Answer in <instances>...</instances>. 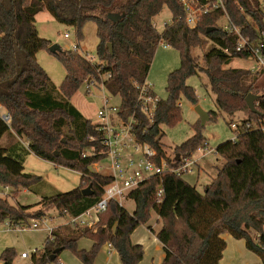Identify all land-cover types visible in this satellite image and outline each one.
I'll list each match as a JSON object with an SVG mask.
<instances>
[{
	"label": "trees",
	"instance_id": "16d2710c",
	"mask_svg": "<svg viewBox=\"0 0 264 264\" xmlns=\"http://www.w3.org/2000/svg\"><path fill=\"white\" fill-rule=\"evenodd\" d=\"M224 3L242 35L254 45L264 46L261 0ZM165 6L172 21L158 31L154 18ZM44 10L58 23L74 28L79 40L87 23L97 25V59L101 65L91 64L78 51L61 50L54 54L66 71L59 89L37 61V54L51 47L36 26V16ZM109 14L122 18L114 23ZM223 17L222 11H215L189 28L180 0H0V142L5 135L12 137L10 146H0V185L18 195L42 183L41 177L24 172L29 154L81 175L77 189L44 198L34 206H14L6 198L0 199V225L29 226L45 219L52 209L61 218H77L104 197L105 188L114 179L92 169L107 158L101 133L72 103L86 82H104L108 94L120 99L121 116L136 117V141L155 150L157 165L164 160L170 168L179 167L205 144L200 121L195 135L176 147L173 159L166 155L161 142L163 127L182 121V100L194 105L198 102L195 90L187 84L191 77L203 74L207 78L205 87L215 96L217 108L209 113L210 119L225 114L232 126L237 114L244 115L235 139L215 150L224 164L203 193L183 176L166 170L129 194L128 200L135 204L133 212L111 201L93 228H55L44 249L32 255L33 264H56L66 250L82 264H95L100 249L107 244L117 252L121 264H141L145 249L133 243L132 235L149 224L153 212L161 228L149 229L165 252L161 264H221L227 248L222 236L226 233L245 241L247 250L264 264V69L232 67L234 60L251 57L248 51H236L238 38L220 24ZM209 28L216 29L208 33ZM208 43L210 48L202 58L192 56V50H204ZM161 44L176 49L182 62L169 74L167 99L157 104L153 124L149 125L140 110V87ZM249 94L259 97V114L248 108ZM2 110L10 116V123L3 120ZM89 186L92 195L83 196L82 190ZM160 189L162 197L158 195ZM36 207L40 209L33 211ZM68 226L71 230L63 228ZM81 239L91 240L92 248L80 249ZM57 250L61 252L52 260ZM15 255L14 249L8 248L0 262L13 264Z\"/></svg>",
	"mask_w": 264,
	"mask_h": 264
},
{
	"label": "rangeland",
	"instance_id": "374dc122",
	"mask_svg": "<svg viewBox=\"0 0 264 264\" xmlns=\"http://www.w3.org/2000/svg\"><path fill=\"white\" fill-rule=\"evenodd\" d=\"M261 5L264 8V0H261ZM172 21V14L165 6L162 12L154 18V25L158 31H162L166 24ZM220 24H224V20ZM39 35L42 39L51 42V46L58 45L62 51L73 50L74 45H79V52L86 53L93 58H97L98 37L97 25L95 22H89L83 28V37L78 39L76 30L72 27L62 25L55 21L52 17L46 18L42 15L36 22ZM70 35L66 38L65 35ZM210 48V43L207 44L204 50H192V56L202 58L205 51ZM37 61L40 66L47 72L52 83L59 89L64 82L66 71L61 61L52 54L49 50H41L37 54ZM180 53L169 46L161 44L155 53L153 61L150 65V70L147 76V82L151 84L154 94L160 100L167 99V80L170 73L176 71L181 66ZM254 62L251 60H234L232 62L233 68H247L251 69ZM262 79V78H261ZM208 83L205 75L191 77L187 84L191 86L197 95V104H192L186 100H182V121L174 127H163L164 137L162 139V146L166 155L173 159L176 147L181 146L188 139L193 137L196 133L195 127L200 121V117L196 112L199 107L206 113L216 111L215 96L206 89L205 85ZM108 97L103 90H93L90 94L86 93L84 86L79 90L76 97L73 98V103L80 107L82 103H87L88 108L84 110V114L91 118L93 123L98 122L97 111L102 106L103 98ZM112 101L115 104L120 103V99L114 98ZM5 113V110H2ZM244 118L243 114H237L235 123L239 124L240 120ZM201 122V121H200ZM235 127L230 126V117L223 114L217 119H209L205 124L201 123V133L205 138V143L208 145V150H216L220 145L232 141L236 137ZM12 137L5 135L0 142L1 147L10 146ZM25 144V142L23 141ZM193 159L199 162V168L194 169L192 173L184 175V179L195 186L197 190L203 193L206 185L210 184L217 175V169L224 164V161L216 156L214 153L203 157V153H196ZM94 171L105 176H111L112 170L110 168V161L108 158L96 164L92 168ZM24 172L30 175L39 176L43 179L42 183L35 186L32 191H21L15 195L10 188H5L0 185V199L6 198L14 206H34L40 203L44 198L53 197L60 193H68L77 189L81 185V175L71 169L56 166L55 164L39 159L34 155H27L24 163ZM124 207L133 212L135 204L132 200H126ZM40 209L36 207L33 211ZM46 221H39L37 228L25 232H20L9 228L6 224L0 225V257L2 253L8 249H14L16 255L13 264H33L32 254L30 258L23 259V253H31L33 250L44 249L46 239L49 237L48 228H57L59 226L67 225L68 217L61 218L55 209L49 210L46 216ZM157 215L152 213L151 220L148 225L154 231L160 230L157 224ZM71 230L72 226L63 227ZM144 230L139 227V232ZM135 238V237H134ZM222 238L227 242L228 249L224 253L226 263L224 264H262L260 257L250 252L246 248L245 241H239L231 237L229 234H224ZM136 244V243H135ZM92 241L89 239H81L78 243L80 249L90 250L92 248ZM107 245L103 246L95 260V264H117L114 254L110 255L107 252ZM114 249H112L113 251ZM115 252V251H114ZM113 257V259L109 258ZM82 264L75 255L69 251H63L58 258L56 264Z\"/></svg>",
	"mask_w": 264,
	"mask_h": 264
},
{
	"label": "built area",
	"instance_id": "2783aa9c",
	"mask_svg": "<svg viewBox=\"0 0 264 264\" xmlns=\"http://www.w3.org/2000/svg\"><path fill=\"white\" fill-rule=\"evenodd\" d=\"M183 4L186 13V24L189 28H195L203 15L211 14L215 11L224 13L223 27L234 33L238 38L236 45L237 52L248 51L251 61L254 65L252 70L258 71L264 69V54L263 44L254 45L249 38L242 35L241 30L234 26L231 22L225 7L224 0H180ZM70 38V35H65ZM74 51L79 52V45H74ZM81 55L91 64L100 66L97 58L81 53ZM87 94L93 90H103L108 97L103 98L102 106L97 111L98 131L101 133V144L106 149V156L110 161L112 170L113 182L105 188L104 197L93 208L88 210L83 215L77 218H68L67 225H78L81 227L93 228L99 221V214L106 211L109 202L116 201L120 206H124V202L128 199L129 194L138 188L145 180L153 176H161L163 172L169 170L178 176H183L192 173L199 162L192 157L184 159L183 163L177 168H170L166 161L162 160L160 165L154 162L156 157L155 150L148 144H140L136 141V117L124 119L120 114V103L115 104L112 99L116 98L108 94L104 82L89 81L84 85ZM140 110L145 115L149 125L153 124L157 110V104L160 99L154 94L153 88L147 81L140 87L139 94ZM3 120L10 123L11 118L8 114L3 113ZM235 130H238L237 124L232 125ZM264 130V128H263ZM95 141V138H90ZM208 145L205 143L199 148L196 153H203V157L208 154H215V150H208ZM195 153V154H196ZM196 166V167H195ZM163 191L158 192L159 197H162ZM47 218L42 221H46ZM39 221L32 222L29 226H11L9 228L20 232H25L37 228ZM55 228H48L49 239H52V233ZM109 247H111L109 245ZM264 250V248H263ZM39 250H33L31 253H23V259L30 258L31 254L38 253ZM62 264V263H59Z\"/></svg>",
	"mask_w": 264,
	"mask_h": 264
},
{
	"label": "crops",
	"instance_id": "0c3cea01",
	"mask_svg": "<svg viewBox=\"0 0 264 264\" xmlns=\"http://www.w3.org/2000/svg\"><path fill=\"white\" fill-rule=\"evenodd\" d=\"M42 15H45L46 18H49L51 17V15L46 11L44 10L43 12L39 13L37 16H36V22L39 20V18L42 16ZM77 95H75L74 97H76ZM73 97V98H74ZM73 100V99H72ZM73 103V101H72ZM74 104V103H73ZM77 109L79 111H81L83 114H84V110L88 108V105L87 103H82L79 106H77L76 104H74ZM84 116H86L84 114ZM87 117V116H86ZM89 118V117H87ZM91 119V118H89ZM31 155H34L36 156L35 154H31ZM37 157V156H36ZM39 158V157H37ZM40 159V158H39ZM200 165V164H199ZM198 165V168L200 167ZM200 170V168H199ZM8 189V188H7ZM68 221V220H67ZM157 224L158 226L157 227H161V223L159 222V219L157 218ZM64 225V224H63ZM62 225V226H63ZM141 228H143L144 230H142L141 232H139V228L133 233L132 235V241L133 243H136V244H139V245H142L145 249V256H144V259L143 261L141 262V264H161L164 259H165V252L163 250V247L162 245L159 243V241L157 240L156 236L154 235V233L149 229L148 226H141ZM231 236V235H230ZM135 237V238H134ZM232 237V236H231ZM239 241H243V240H239ZM228 249V244H227V248L226 250ZM86 250V249H85ZM225 250V252H226ZM113 250L112 251V248L109 247V245L107 246V252L110 254V255H115L113 257H116L115 258V261L117 264H121V261H120V258L117 254V252ZM224 252V253H225ZM113 257L111 256L109 258V262H110V259H113ZM226 263V257L225 255L223 256V259L221 261V264H224ZM0 264H3L2 262H0ZM229 264V263H228Z\"/></svg>",
	"mask_w": 264,
	"mask_h": 264
},
{
	"label": "water",
	"instance_id": "95a60500",
	"mask_svg": "<svg viewBox=\"0 0 264 264\" xmlns=\"http://www.w3.org/2000/svg\"><path fill=\"white\" fill-rule=\"evenodd\" d=\"M122 16L120 14H109L108 15V19L114 23L118 22L119 20H121ZM216 28H209L207 30L208 33L214 31ZM111 49V46H109ZM50 52L52 54H58L61 51V48L58 45H53L49 48ZM259 99L258 96H254L249 94L246 98V103L248 108L250 109V111L254 114H259V111L256 108V101ZM196 112L200 117V121L202 124H205L207 121H209L210 116L208 113L204 112L203 110H201L199 107L196 108ZM179 158V155H178ZM82 194L83 196H91L92 195V191H91V186L87 187L86 189L82 190ZM61 252V250H57L55 251V253L52 256V260H55L57 255Z\"/></svg>",
	"mask_w": 264,
	"mask_h": 264
}]
</instances>
